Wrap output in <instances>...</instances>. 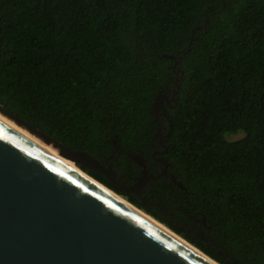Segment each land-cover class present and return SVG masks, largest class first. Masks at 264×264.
I'll use <instances>...</instances> for the list:
<instances>
[{
    "label": "trees",
    "instance_id": "1",
    "mask_svg": "<svg viewBox=\"0 0 264 264\" xmlns=\"http://www.w3.org/2000/svg\"><path fill=\"white\" fill-rule=\"evenodd\" d=\"M178 69L165 157L185 191L158 179L142 203L78 167L219 264H264V0H0V105L128 184L131 156L156 165Z\"/></svg>",
    "mask_w": 264,
    "mask_h": 264
},
{
    "label": "water",
    "instance_id": "2",
    "mask_svg": "<svg viewBox=\"0 0 264 264\" xmlns=\"http://www.w3.org/2000/svg\"><path fill=\"white\" fill-rule=\"evenodd\" d=\"M193 40L192 36L186 49L169 56L175 65L181 60L179 54L189 52ZM177 72L180 76L175 80L171 96L168 98L166 91L159 94L151 110L158 115L160 110L167 120L165 137L172 131V121L163 101L169 109L178 104L183 72L180 69ZM0 112L32 135L42 137L77 167L104 176L123 194L141 198L149 182L167 173L166 160L159 159L164 169L153 174L146 169L144 159L134 156L141 168L140 176L126 185L118 180L112 165L102 163L86 151L70 150L1 105ZM170 179L185 191L174 176ZM0 264L210 263L0 122Z\"/></svg>",
    "mask_w": 264,
    "mask_h": 264
},
{
    "label": "bare ground",
    "instance_id": "3",
    "mask_svg": "<svg viewBox=\"0 0 264 264\" xmlns=\"http://www.w3.org/2000/svg\"><path fill=\"white\" fill-rule=\"evenodd\" d=\"M0 122L4 124L5 126L9 127L13 131L17 132L19 135L27 139L28 141L32 142L36 146L40 147L41 149H44L47 151L52 157H54L59 163L63 164L65 167L70 168L77 172L78 174L82 175L101 189H103L107 194L114 197L117 201L120 203L126 205L127 207H130L137 213H139L142 217H144L146 220H148L150 223L154 224L157 228L164 231L165 233L169 234L170 236L174 237L177 241L194 251L196 254L201 256L203 259H205L210 264H218L215 261H213L210 257L203 254L200 250L196 249V247L192 246L190 243L185 241L183 238L175 234L173 231L168 229L165 225L161 224L160 222L156 221L140 209L136 208L134 205L123 199L119 194L114 192L113 190L109 189L108 187L104 186L103 184L99 183L97 180L93 179L91 176L83 172L79 167H77L73 162L69 161L65 157H62L59 155L58 150L54 149L52 145H50L48 142H46L42 137L32 135L30 132L26 130V128L18 126L12 119L8 118L7 116L3 115L0 112Z\"/></svg>",
    "mask_w": 264,
    "mask_h": 264
},
{
    "label": "flooded vegetation",
    "instance_id": "4",
    "mask_svg": "<svg viewBox=\"0 0 264 264\" xmlns=\"http://www.w3.org/2000/svg\"><path fill=\"white\" fill-rule=\"evenodd\" d=\"M162 93H165V90L162 92ZM171 96V95H170ZM163 104H164V106L166 105V103H165V101H163ZM167 107V106H166ZM165 107V108H166ZM168 108V107H167ZM159 114L160 115H158L156 112L155 113H153L152 112V114H153V117L155 118L154 119V122L158 125V129H157V131H156V134H155V138L157 139V144L156 145H153V148L155 149L153 152H152V154H151V158L155 161V163H156V165L155 166H152L151 167V169H149L148 168V165H147V160L143 157V156H139V157H141L142 159H144L145 160V163H146V169L150 172V173H153V174H158V173H160L163 169H164V164L163 163H161V162H159V159H163V160H166L167 161V159H166V157H165V148H168V146H167V137H165L166 135H167V133H165V134H163L162 132L166 129L165 127H164V122H167V120L163 117V115H162V112L159 110ZM164 137V138H163ZM133 157L134 156H131V158L133 159ZM133 161H134V159H133ZM135 162V161H134ZM168 162V161H167ZM105 164H110V165H112V167H113V160H112V158H111V161H106L105 162ZM169 164V163H168ZM138 165V164H137ZM170 167H171V164H169V166L167 167V173H166V175L165 176H163V177H161V178H158V179H163V181H167L168 182V184L169 185H176V187H178L177 186V184L176 183H174L170 178H171V176H173L172 174H171V171H170ZM114 169V168H113ZM141 171V170H140ZM140 176V173H139V175L137 176V177H139ZM118 180L120 181V182H123V183H126V185H130V184H128L127 183V181L125 180V179H123V176L122 175H118ZM137 177H135V178H137ZM135 178H133L132 179V183H133V180L135 179ZM157 179V180H158ZM156 180V181H157ZM177 181V180H176ZM152 182H154V181H152ZM178 182V181H177ZM151 182H149L148 184H147V187L143 190V192H142V194H141V198H138L137 196H135L134 194H131V195H133V196H135L136 198H138L140 201H141V199L142 200H144L143 198H142V196H143V194H144V192L148 189V186H149V184H150ZM179 189H181L180 187H178ZM182 190V189H181ZM128 195H130V194H128Z\"/></svg>",
    "mask_w": 264,
    "mask_h": 264
},
{
    "label": "rangeland",
    "instance_id": "5",
    "mask_svg": "<svg viewBox=\"0 0 264 264\" xmlns=\"http://www.w3.org/2000/svg\"><path fill=\"white\" fill-rule=\"evenodd\" d=\"M244 138V134L242 132H238L237 134L233 135H226V140L233 142V141H238ZM121 196V195H120ZM122 197V196H121ZM123 198V197H122ZM124 199V198H123ZM195 236L198 238L199 236L195 234Z\"/></svg>",
    "mask_w": 264,
    "mask_h": 264
}]
</instances>
